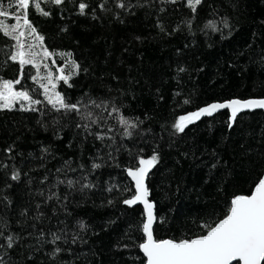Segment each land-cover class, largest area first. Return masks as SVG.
Returning <instances> with one entry per match:
<instances>
[{
  "label": "trees",
  "instance_id": "1",
  "mask_svg": "<svg viewBox=\"0 0 264 264\" xmlns=\"http://www.w3.org/2000/svg\"><path fill=\"white\" fill-rule=\"evenodd\" d=\"M81 2L88 5L84 14ZM42 8L50 14L40 15L33 6L28 13L44 45L57 54L71 53L81 69L71 87L61 82L57 90L70 103L107 102L108 111L118 107L142 123L128 138L115 118H108L107 125L92 129L111 127L114 140L101 142L76 128L75 114L58 116L46 104L37 105L43 115L19 105L0 110V231L19 237L12 248L0 237V264H145L137 247L143 209L123 204L133 188L126 169L138 156H159L146 181L159 218L156 239L203 234V225L222 219L233 197L250 194L264 174V110L241 113L231 128L227 111L182 133L172 125L210 102L264 97V0H202L195 13L187 0H64ZM209 20L220 31L205 28ZM13 43L0 34L4 80L20 75L18 62L9 58ZM52 59L55 72L63 60ZM34 74L26 66L15 87L38 88L30 79ZM33 96L43 100L37 92ZM64 161L77 170L57 173ZM93 162L102 167L93 171ZM14 171L18 180L11 178ZM57 179L80 183L75 190L53 187ZM85 182L93 187L80 191ZM112 185L120 187L107 191ZM51 192L60 200H47ZM39 213L41 219H34ZM52 232L62 237L55 245ZM56 247L61 251L54 255Z\"/></svg>",
  "mask_w": 264,
  "mask_h": 264
},
{
  "label": "snow or ice",
  "instance_id": "2",
  "mask_svg": "<svg viewBox=\"0 0 264 264\" xmlns=\"http://www.w3.org/2000/svg\"><path fill=\"white\" fill-rule=\"evenodd\" d=\"M175 3L176 0H170ZM64 0H0V34L10 38L13 51L10 53V59L18 62L20 75L16 80H4L0 78V110H12L19 105L22 111L40 112L43 115V109L37 105L48 106L49 112H54L58 116H67L75 114L78 119L76 123L77 129H82L87 135L94 136L96 140L103 142L106 138L113 139L108 135L111 127L104 128L103 131L93 132V126L97 128L107 125L108 118H115L117 123L123 129V137H132L134 130L139 127L142 121L132 120L121 113L120 108L113 106L110 111L107 108V102L97 103L95 100L89 99L84 102L83 99L77 100L75 103L68 102L65 95L58 91V84L61 82L71 87L70 80L80 72V65L72 58L71 53H54L44 45V36L39 34L36 27L29 19L28 9L30 6L43 16L50 13L42 8V4L60 6ZM202 0H187V6L193 13L197 11V6ZM87 4L81 2L78 5L80 14H84ZM104 7L103 4L100 5ZM123 8L124 4H118ZM11 19L14 22L9 23ZM220 23L223 27H228L227 19H222ZM190 24V22H189ZM205 28L213 32L220 31L215 20H209L205 24ZM55 55H59L63 60V64L53 71V65L56 64ZM51 61V63H49ZM26 66H31L35 70V74L30 79L38 85L36 89H17L15 86L20 85L25 74ZM86 71V70H85ZM179 71H184L183 68ZM42 90V91H41ZM33 92H37L43 96V100L36 99ZM179 95V93H177ZM189 103L188 100L184 101ZM230 109V117L228 126L231 128L236 121L239 113L245 110L264 109V98H248L241 100L238 98L231 99L226 102H214L195 111L180 115L172 127L176 133L184 132L185 128L203 117H211L219 110ZM103 110L107 111V117L103 115ZM54 124L59 123L58 119L53 120ZM111 147V145H108ZM7 151H11L8 149ZM45 152L48 149H44ZM99 155V154H98ZM111 158V152H109ZM159 156L153 153L150 157H136V165L126 169L127 177L133 182L132 195L130 198L123 200V204L134 206L140 204L143 206V220L138 226V230L142 233V242L137 247L146 258V264H264V175H261L255 182L250 194L236 195L230 201V205L226 214L222 219H218L213 224H204L203 234L192 238L177 239H156L154 236V224L159 221L155 212V203L149 199L150 189L146 184V178L150 171L158 163ZM100 163L93 162L91 169L94 171L101 168ZM81 170L85 169V165L80 164ZM77 169L71 167V161H64L62 168H57L56 172H75ZM18 180L20 174L14 171L11 177ZM47 177H45V180ZM80 179L87 180V175H83ZM80 179H64L56 180V185L64 184L69 189L75 190L76 185L80 183ZM89 182L80 184V191L92 188ZM119 185L110 186L107 191L111 192ZM127 191L128 189H124ZM43 195V193H40ZM60 200L56 192H51L47 196V200ZM67 200V196L64 197ZM111 203V201H109ZM37 209L40 205L37 204ZM22 212L21 215H25ZM42 213H39L34 219L40 220ZM0 226L3 222L0 221ZM81 230L86 228L84 222H78ZM50 243L56 244L62 237L55 232L50 233ZM0 237L6 242L8 248H12L19 239L15 235H5L0 231ZM43 238V232L40 234ZM67 242V241H65ZM75 243V238L73 239ZM4 245H0L3 247ZM61 249L56 247L54 255L59 253Z\"/></svg>",
  "mask_w": 264,
  "mask_h": 264
},
{
  "label": "water",
  "instance_id": "3",
  "mask_svg": "<svg viewBox=\"0 0 264 264\" xmlns=\"http://www.w3.org/2000/svg\"><path fill=\"white\" fill-rule=\"evenodd\" d=\"M251 98H254V97H251ZM256 98H264V97H256ZM231 99H234V98H231ZM231 99H228V100H225V101H214V102H226V101H229V100H231ZM238 99H240V98H238ZM245 99H248V98H245ZM245 99H241V100H245ZM214 102H210V103H214ZM210 103H208V104H210ZM208 104H205L204 106H206V105H208ZM204 106H202V107H204ZM201 108V107H200ZM260 110H264V109H255V110H245V111H243V112H241V113H244V112H253V111H260ZM222 111H227L228 112V115H229V117H230V109H224V110H219L217 113H219V112H222ZM217 113H215L214 115H216ZM241 113H239L238 115H240ZM213 115V116H214ZM213 116H211V117H213ZM204 118V117H203ZM202 119V118H201ZM200 119V120H201ZM199 120V121H200ZM198 121H196V122H194L193 124H195V123H197ZM234 124V123H233ZM232 124V125H233ZM264 175V174H263ZM129 178V177H128ZM129 180L131 181V179L129 178ZM146 181H147V178H146ZM131 183H132V185H133V182L131 181ZM147 184V183H146ZM149 199H150V196H149ZM151 200V199H150ZM152 201V200H151ZM137 205H140V204H137ZM137 205H134V206H137ZM141 207H142V209H143V206L142 205H140ZM165 239H169V238H165ZM142 253V252H141ZM143 254V253H142ZM144 256V255H143ZM146 259V258H145ZM145 264H146V262H145Z\"/></svg>",
  "mask_w": 264,
  "mask_h": 264
}]
</instances>
